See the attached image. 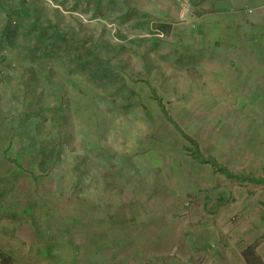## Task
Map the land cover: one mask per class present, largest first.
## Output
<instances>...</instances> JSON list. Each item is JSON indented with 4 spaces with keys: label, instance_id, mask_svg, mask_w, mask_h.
I'll return each mask as SVG.
<instances>
[{
    "label": "rangeland",
    "instance_id": "rangeland-1",
    "mask_svg": "<svg viewBox=\"0 0 264 264\" xmlns=\"http://www.w3.org/2000/svg\"><path fill=\"white\" fill-rule=\"evenodd\" d=\"M210 3L35 0L43 8L35 26L43 131H54L50 147L60 144L57 116L67 134L60 166L35 162V264H248L249 248L264 264V183L228 178L193 160L153 93L206 154L264 176V61L257 85L228 90L216 80L214 45L201 41L221 34L214 31L223 32L218 24L226 16L225 7ZM20 5L0 3V37L5 20H13L0 45L7 57L0 66V255L12 257L9 264H33V152L23 154L18 127L24 82L31 83L24 71L33 64V24L10 11ZM49 7L61 10L63 29L74 33L44 24ZM248 10L242 17L254 19ZM49 70L66 85L62 92ZM46 133L39 138L47 140Z\"/></svg>",
    "mask_w": 264,
    "mask_h": 264
},
{
    "label": "trees",
    "instance_id": "trees-1",
    "mask_svg": "<svg viewBox=\"0 0 264 264\" xmlns=\"http://www.w3.org/2000/svg\"><path fill=\"white\" fill-rule=\"evenodd\" d=\"M4 1L5 0H0V3L4 6ZM20 7H11L10 11L16 12V11H20L24 16H26L27 18H30V22L31 24H33V7H30V3L29 0H20ZM7 8L8 7H4ZM43 10L42 7H35V26L39 27L41 25V11ZM46 12L51 13V15L49 17H46L44 20V24L51 26L53 28V30L56 33L61 32L62 30H65L67 33H74L73 29H63L62 27V21H61V17H63V13L61 12L60 9H58L57 7H49L47 8ZM13 26V20L11 18H7L4 22V28L3 31L1 32V37H0V45H2V47L4 46V44L7 41V36L9 34V29ZM163 27H168L170 28V25H164ZM70 35V34H68ZM35 48L39 49L38 51L41 50V45L39 40L37 39L35 41ZM28 51L29 52H33V46L28 47ZM7 57L5 55H0V66L3 65L4 62H6ZM50 67H48L49 69ZM3 73V70L0 69V74ZM49 73L53 74V71L49 70ZM25 77L26 75L29 78V82L31 83H25V86H27L28 91L24 93V97L26 98V101H24L25 104V109H23V111H21L19 113L20 115V120L19 122H21L22 124L18 127L22 128L21 130V134L23 136L20 137L21 140V146L23 147V154L26 153H32L33 152V64L30 68L27 69V71L25 72ZM52 78L54 80V88L57 89L58 91L62 92L63 89H65L66 85L64 83H60L61 81L59 76H57L55 73L52 75ZM4 81V80H3ZM36 76H35V99L39 100L38 105H35V162L37 164H39L40 166H43V168H45L46 166L52 165V167L54 165L60 166L59 164V152L61 151V147H64V139L65 136H67L66 132L64 131V122L62 120V118L57 117V116H53L54 120L56 121V123L54 124V128L57 129V134L60 137V144L55 142L54 145H52L50 147L49 144V140L53 134L54 131H47L44 132L43 129L45 128V120H44V114L46 113V104H45V100H42V94H38L37 93V84H36ZM1 83V81H0ZM3 85H7V83L4 81ZM2 84V83H1ZM52 88V87H51ZM53 92V89H51ZM154 93V96L156 97V99L158 100V104L162 110L163 115L165 116V118H167L176 128L177 130L180 132V134L183 136V138L187 141V144L184 146V148L186 149V151L188 152V154L190 155V157L193 160H196L197 162L201 163V164H209L212 167V170L215 173H219L224 175L225 177L228 178H236L239 179L241 177H245L247 178L249 181L252 182H256V183H260L263 182L264 183V176H256L252 173L247 174H242L240 172L234 171L233 169H231L228 165L224 164L223 162H221L216 156L212 155V154H206L204 152V150L201 147V143L200 141L195 138L194 136H192L191 134H189L188 132H186L181 126L180 124L174 119V117L172 115L169 114V111L165 105V103H163V100ZM60 94H58L59 96ZM56 96V94H55ZM57 97V96H56ZM64 104L61 103L59 105L58 111H62L61 109L63 108ZM1 109H0V116H1ZM23 117V118H22ZM4 120V118H3ZM7 120V119H6ZM44 120V121H43ZM12 122H15V120H11ZM9 126L13 127V123H9ZM14 129H16V126L13 127ZM46 133V139H43V137L40 139L39 137L42 134ZM14 132L10 135V143H12V138L14 137ZM17 135V133H16ZM31 140H27V139H23V137H31ZM51 136V137H50ZM23 141V142H22ZM51 148V151H50ZM53 149H56L57 154L55 155V152H52ZM21 150H19L20 152ZM8 159V160H7ZM7 161H13L18 166H21L20 163L21 161L19 159L16 158H12L10 156L7 157ZM66 190V189H65ZM253 251L251 248L246 249L244 251V255H245V260L248 264H260V262H257L255 259L252 258ZM2 256H6L8 258L7 261H5L3 259ZM12 260V257L5 255L4 253L1 252L0 255V262L1 264H9V262Z\"/></svg>",
    "mask_w": 264,
    "mask_h": 264
},
{
    "label": "crops",
    "instance_id": "crops-1",
    "mask_svg": "<svg viewBox=\"0 0 264 264\" xmlns=\"http://www.w3.org/2000/svg\"><path fill=\"white\" fill-rule=\"evenodd\" d=\"M210 6L225 7L222 13L226 16L218 24L223 28V32L214 31L215 34L221 33L214 36L205 34L201 41L203 44L214 45L215 51L211 53L209 60H217L219 63L218 67H215L216 80L228 86V90L233 86L242 89L246 83L257 85V70L262 68L257 66L260 60L264 61V54L259 51V47L261 50L264 48V0H211ZM248 9L253 12L254 19L242 17L241 13ZM209 27L216 28V22L209 23ZM248 44L255 45L254 50L244 51V48H241L242 45ZM218 45H222L221 49L216 48ZM90 264L103 263L92 261Z\"/></svg>",
    "mask_w": 264,
    "mask_h": 264
}]
</instances>
